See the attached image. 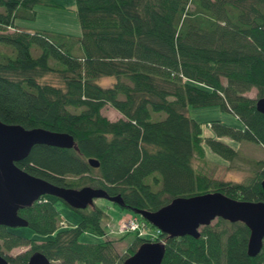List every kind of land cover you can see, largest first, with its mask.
<instances>
[{
  "label": "trees",
  "instance_id": "1",
  "mask_svg": "<svg viewBox=\"0 0 264 264\" xmlns=\"http://www.w3.org/2000/svg\"><path fill=\"white\" fill-rule=\"evenodd\" d=\"M79 35L25 30L16 17L32 19L36 4L52 0H0V120L24 127L67 131L76 148L34 144L16 161L25 171L73 188L83 185L119 195L125 208L153 211L175 196L218 190L236 199L264 200V158L251 160L241 181L218 179L193 164L210 151L232 161L238 151L219 140H250L264 149V114L254 101L264 96V0H73ZM8 29V30H7ZM38 49L32 55L30 48ZM53 74L57 82L43 81ZM112 76L107 86L97 83ZM251 87L255 96L244 91ZM108 103L121 114L100 113ZM187 105H217L239 121L234 127L209 120L212 135ZM163 111L161 118L151 112ZM98 161L93 167L87 158ZM54 195L43 194L19 208L27 227L52 234L37 241L0 224V253L23 263L37 250L48 264H120L138 244L163 240L160 264H264V239L254 256L245 252L248 228L241 221L216 217L199 226V236L170 237L133 212L155 233L137 235L123 252L113 237L81 242L82 232L106 235L105 213L91 203L75 224L60 226ZM29 248L10 255L19 245Z\"/></svg>",
  "mask_w": 264,
  "mask_h": 264
},
{
  "label": "water",
  "instance_id": "2",
  "mask_svg": "<svg viewBox=\"0 0 264 264\" xmlns=\"http://www.w3.org/2000/svg\"><path fill=\"white\" fill-rule=\"evenodd\" d=\"M264 30V19L262 23ZM256 110L264 114V96L255 98ZM34 144L73 147V136L67 131H56L35 126L24 127L19 123L0 120V224L7 227L26 226L27 221L17 212L30 206L43 194H51L72 208H84L94 197H105L123 205L119 195H108L102 188L83 185L78 188L57 185L33 175L16 164L27 156ZM89 165L98 161L88 157ZM264 185V179L261 181ZM156 227L161 233L173 237L199 236V226L216 217L228 221H241L248 228L245 252L256 255L264 239V200L236 199L218 190L188 196H175L153 211L129 208ZM165 250L163 240H147L137 247L120 264H160ZM49 260L39 251H32L23 263H11L0 253V264H48Z\"/></svg>",
  "mask_w": 264,
  "mask_h": 264
},
{
  "label": "rangeland",
  "instance_id": "3",
  "mask_svg": "<svg viewBox=\"0 0 264 264\" xmlns=\"http://www.w3.org/2000/svg\"><path fill=\"white\" fill-rule=\"evenodd\" d=\"M55 4H36L34 6L35 16L32 19H24L16 17L14 23L19 27H28L32 30L42 29L46 31H58L70 33L72 35H79L80 28L75 15L73 0H52ZM8 30V29H7ZM0 50L6 53L12 54V48L10 45L0 44ZM31 54L36 55L38 49L35 46L30 48ZM43 81L57 82V78L53 74H47L43 76ZM112 76H101L97 78V83L102 86H107L112 82ZM255 89L251 87L249 90L244 91V94L250 97L255 96ZM100 113L106 116L108 119L113 120L121 116L119 111L105 103L100 108ZM185 113L200 122L201 135H212L207 123L212 119H219L234 127H240V121L229 111L220 109L217 105L206 106H192L187 105ZM164 116L163 111L151 112V118H161ZM219 140L227 143L232 148L238 151V155L232 161H228L220 155L209 150L204 139L201 140V144L205 151V159L194 158L193 164L201 171H206L218 179L241 181L246 179L251 173V160L264 158V149L260 144L250 140H234L227 136L217 137ZM92 203L97 205L103 210L105 216L103 218V224L105 225L106 235H97L91 232H82L78 236V240L81 242H98L105 237H113L115 249L118 252H123L126 245L131 239V234L122 235L117 232L116 226L120 220L129 216L131 211L128 208L121 207L117 203L110 201L105 197H94ZM55 207L58 210L60 218V226H66L75 224L79 219V213L62 203L60 200L55 202ZM216 219H212L210 224H213ZM148 222V221H147ZM149 223V222H148ZM147 229L151 227L146 224ZM200 229V227H199ZM14 232L26 237L34 238L37 241L48 239L52 234H40L27 226H18L14 228ZM29 248V245H19L11 248L6 253L14 255Z\"/></svg>",
  "mask_w": 264,
  "mask_h": 264
},
{
  "label": "built area",
  "instance_id": "4",
  "mask_svg": "<svg viewBox=\"0 0 264 264\" xmlns=\"http://www.w3.org/2000/svg\"><path fill=\"white\" fill-rule=\"evenodd\" d=\"M145 226L146 224L137 216L129 215L117 223L116 230L119 233L135 231L137 235L149 234L150 236H154L155 233L153 231H149Z\"/></svg>",
  "mask_w": 264,
  "mask_h": 264
},
{
  "label": "crops",
  "instance_id": "5",
  "mask_svg": "<svg viewBox=\"0 0 264 264\" xmlns=\"http://www.w3.org/2000/svg\"><path fill=\"white\" fill-rule=\"evenodd\" d=\"M22 28L25 29V30L32 31V28H28V27H22Z\"/></svg>",
  "mask_w": 264,
  "mask_h": 264
}]
</instances>
